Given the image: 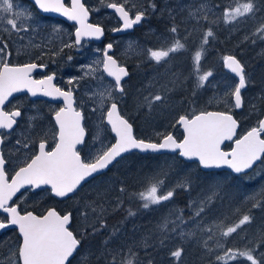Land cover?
Returning a JSON list of instances; mask_svg holds the SVG:
<instances>
[{
  "label": "snow or ice",
  "instance_id": "snow-or-ice-1",
  "mask_svg": "<svg viewBox=\"0 0 264 264\" xmlns=\"http://www.w3.org/2000/svg\"><path fill=\"white\" fill-rule=\"evenodd\" d=\"M33 5L45 13H60L70 21H75L78 27L75 29L74 40L64 43L58 51H53L55 57L63 52L64 48L79 46L85 37L99 39L104 34V29L99 24L88 22L91 9L86 7L82 0H70V6H66L65 0H32ZM106 7L114 10L122 21V27L113 29L120 32L132 29L135 25L141 24L149 15L157 12L158 6L155 0H147L146 6L137 7L131 0H109ZM183 11L187 8V17L177 23L175 10L165 3L164 9L170 18L168 32L171 34V42L167 46L159 48H141V53H146L147 60L154 61L156 65H168L170 58L180 52L191 51V72L188 78L193 81L192 97L190 104H195V97L199 90L208 86L210 78L214 76L211 69H202L201 62L206 55V46L209 45V38L215 40V32L211 27L203 31L199 44L194 50H189L186 41L196 29H185V35L180 36V24L188 20L199 24L201 21H208L212 13L206 0H200L196 5H178ZM218 7V6H216ZM264 11V0H234V6L223 9L222 19L226 24L239 22L242 18H255L258 12ZM34 20L30 8H24L18 0H0V33L11 37L13 34L23 40L20 33H27L31 28L29 22ZM214 22V21H213ZM54 32L61 30L54 27ZM256 37L264 41V18L258 26L246 35L244 41ZM244 41H241L243 43ZM252 43H256L253 39ZM29 46L39 48L40 45ZM27 47V46H25ZM134 45L129 44V52ZM112 43H108L103 50L102 58L93 61L92 64L82 66L86 68L84 75L98 79L100 83L94 91L88 94L92 102L91 111L99 112L97 133L93 137L94 152L87 156L81 155L78 146L85 144L86 130L84 125L85 115L81 110L83 105H77L74 96V87L67 90L57 87L53 81L55 73L44 76L42 79H35L33 72L37 68H46L45 64L36 62L13 63L12 53L9 51V43L0 36V231L14 229L17 233L16 240L10 245L5 256L0 257V264H72V259L78 253L82 242L89 236L107 227L103 219L107 211L106 204L109 203L108 193L110 185L100 188L97 186L95 199L86 202L82 207L76 208L85 226L77 229L74 227L73 211L61 212L55 207H49L42 213L29 211L22 207L24 198L29 194L39 197L59 198L61 201L72 199L80 190L83 183L89 178L95 179L97 175H103L110 166L114 167L126 159V154L137 150L142 153H161L164 151L176 153L179 158L186 161L198 162L201 169H230L232 173L241 174L253 168L258 161H264V118H259L255 126L250 127L243 135L237 136L239 126L237 119L231 114L233 109H241L244 105L242 90L246 89L251 81V75L246 73V66L235 54L222 56V63L229 69L236 78L235 83L229 84L224 90L223 102L228 110H208L207 107L197 109L178 115L172 127L182 129V138H177L171 132L157 133V139H143L134 135L133 124L121 112L120 102L127 95L126 78L130 72L126 65L121 64L110 51ZM99 51V50H97ZM17 54H21L18 50ZM47 53L41 52V56ZM39 59V57H37ZM69 61L72 56H68ZM101 72L97 77L95 74ZM173 79L169 82L171 87L165 85L163 91L146 94L143 89L138 90L137 109H143L149 114L157 105H165L169 101L168 93L176 87L182 86L183 82L179 75L172 73ZM82 78V77H81ZM106 78H111L104 83ZM70 78L67 83L73 85L74 80ZM213 88L218 85H212ZM27 92L31 97L43 96L52 100H61L62 106L52 109V131L49 142V131L41 128L36 131L34 122L38 119V113L28 117L27 132H21L15 141L13 150L6 155L3 146L15 131L18 125V118L22 116L20 105H14L11 110H5L4 106L14 93ZM258 99L264 100V92ZM216 100L214 96L209 104ZM255 110L256 105L253 104ZM264 117V113L261 114ZM110 129L114 134V142H105L101 139L104 127ZM232 142L226 150L225 142ZM97 144L99 145L97 147ZM19 153L22 158L12 160L13 154ZM168 173L161 170L147 179L146 186L139 192L132 193L141 202V208L150 209L165 201H170L176 195L178 189L189 191L192 180L185 177L173 186L165 187ZM24 190L21 192V190ZM221 185L217 182L210 186L209 195L200 201V205L194 216L189 219L201 233L205 234L196 243L208 255H214L218 264H229L235 262L240 264L246 261L247 264H264V233L258 238L249 239L246 235L241 236L246 240L243 247H226L225 242L243 226L250 224L253 217L245 213L241 218L224 228L220 224L204 225L202 221H196L205 211L204 205L211 203L219 194ZM123 195L127 189L123 182L118 189ZM17 193L20 196L17 197ZM14 197L17 199L14 200ZM252 201V208L264 209V202L256 197H248ZM190 201V206H191ZM123 200L116 198L114 209L122 206ZM136 213L128 210V216H135ZM90 217H94L96 223L87 224ZM183 213L176 214L174 220L163 218L158 225L161 235L155 241L145 238L136 247L166 246L173 234H178L181 239L193 241L196 238V231H185L182 227L186 225ZM171 225V227H170ZM89 228L91 231H89ZM214 229H219V238ZM113 229L112 235L118 232ZM111 239V236L109 237ZM211 242V243H210ZM104 250L101 251L97 260H104V264H137L138 253L133 247L128 246L125 250L121 247L112 250L108 247L109 240L104 242ZM220 250L223 254H219ZM184 255V248L176 247L169 251V257L180 264ZM121 259L118 261L117 257ZM147 264H153L149 259Z\"/></svg>",
  "mask_w": 264,
  "mask_h": 264
},
{
  "label": "rangeland",
  "instance_id": "rangeland-1",
  "mask_svg": "<svg viewBox=\"0 0 264 264\" xmlns=\"http://www.w3.org/2000/svg\"><path fill=\"white\" fill-rule=\"evenodd\" d=\"M86 1V5H89L91 9L90 13L93 21L105 25L106 31L100 43L83 41L79 46L64 48L62 53L53 57V51H58L64 43H69L74 40L72 29L61 21L49 20L43 18V15H37L35 8H33L32 4L27 0H18L24 8H30L34 16V20L29 22L31 24L29 32L20 33V36H23L24 39H19L15 34L9 37L4 33H0V36L9 43V51L12 53L11 62L16 60L17 57L33 55L35 50H45L49 55V59L52 61L50 63L54 65L55 70L60 73L62 83L66 86L74 87L77 91L78 98L83 105L82 108L87 114L88 128L90 131V138L86 142L85 149L83 150L86 156L89 152L95 151L93 147V137L97 133V125L100 124L98 120L100 113H93L91 111L92 102L89 100V96L86 93L94 91L100 81L98 79H93L91 76H85L84 72L86 68H82V66L92 64L96 59L102 58L104 45L108 43L113 44V48L115 49L114 56L119 62L131 67L132 76H130L125 84L127 95L120 102V107L124 112L130 115V118H134L138 133L142 138L156 139L157 133H168L170 131L176 136L182 134L179 125L176 127H172V125L175 123L178 115L184 114L186 111H191L193 107L197 109L204 107H218V109H223V55L235 54L243 60H247V62L252 61L251 64H249L250 71L248 73L251 75V81L261 79L260 83L252 81V90L257 89L264 92V58L262 57L263 55L257 57L259 45L257 43H252V40L256 37H251L249 40L244 41V37L246 35L250 36L261 19L264 18V11L258 12L255 18H242L237 23L226 24L222 19V12L224 8L234 6V0H206L208 6L213 10L212 13L209 14L208 21H201L200 24L197 25L195 21L188 20L180 24L181 37L185 35V29H196L192 34L197 38H188L186 41L189 50L195 49L199 44L203 31L211 27V23L220 25L219 29L216 26L214 28L211 27L215 32L216 38L215 40L209 38V45L206 46V55L201 62L202 69H211L214 76L210 78L211 83L208 86L198 91L195 97V104L193 105L189 103V101L193 99V81L190 78L185 79L189 77L191 72V51L175 54L170 58V63L168 65H156L154 61L147 60L146 53H141L140 49L149 47L155 49L161 46L166 47L167 43L171 42V34L168 32V27L171 23L170 18L166 11L161 14V10L164 9L165 3L175 10L174 14L176 16V21L180 23L181 20L187 17V8L181 11L178 5L198 6L200 0H155L158 6L157 12L152 13L149 11L147 19L143 21L141 26L137 27L135 29L136 31L132 34H112L113 29L120 26V22L115 14L110 12L108 7H106L109 0ZM131 3H135L139 8L141 6H146L147 0H131ZM54 27H58L61 31L59 33L54 32ZM156 30H159V33L151 35ZM233 30L236 31L234 34L231 33ZM165 37L168 38L167 43H165ZM241 41L244 42L241 43ZM29 42H31L32 45H40V47H31L29 46ZM44 43L50 44V47L47 48L43 46ZM130 43L134 45L131 52H129ZM18 50L21 54H17ZM37 55L41 56V53ZM68 56H72L71 61L67 59ZM255 58H257L258 61ZM164 73L165 76H163ZM172 73L179 75L180 79L184 82L182 86L176 87L173 91L168 93V103L165 105H157L151 114L148 112H145V114L139 113L137 109L138 90L143 89L145 94L148 91H163V86L167 85L171 87L169 82L173 79ZM101 74V72H97L95 75L99 77ZM70 78L78 79L74 80L73 85H69L67 81ZM109 80L110 79L106 78L104 83H107ZM212 85H218V87L213 88ZM214 96L216 100L209 104V100ZM248 104L252 113L238 115L243 119L244 129L247 130L255 126L257 120L262 117L261 114L264 113V100L256 98L254 101L248 102ZM253 104L256 105L255 110L252 107ZM38 112L39 111L33 112V115H36ZM108 129L106 126L103 128L101 139L105 142H112L113 137ZM9 146L12 150L14 149L15 142L13 139L10 141ZM98 146L97 144V147ZM18 158H21L19 153H15L11 157L12 160H17ZM162 169L168 173L165 182L166 188L175 185L185 177H190L192 180L190 190L186 192L178 189L172 200L154 205L148 210L141 208V202L135 196H130L132 193L125 196L119 193L118 189L121 182H123L128 192L136 193L141 191L146 186L147 179L160 172ZM230 175L231 174L212 175L200 172L197 162L187 164L181 161L175 154L147 156L127 155L126 159L121 161L120 164L115 165L105 174L85 184L72 199L67 200V206L73 207L74 214L78 217L79 226L77 229H80L85 226V222L79 216L76 208L82 207L86 202L95 199L97 186L103 188L110 185L111 190L108 193L109 203L106 204L107 211L105 214L110 215L112 213H118L119 209H123L125 211V218L121 220L122 222H118L119 225L123 226L125 219L129 217L128 210L131 209L136 214L144 216L142 219H138L143 220V222L129 225V234L127 236H122L120 235L122 232L120 227H112V224L106 221L107 227L105 229L108 230V234L105 235L102 240L98 238V236L101 235V231L94 236H89L87 240L94 239L95 242L90 241L88 245L77 254L72 264H83L84 262L92 261L93 258L97 259L101 251L104 250L103 242L106 239L114 241L111 246H108L114 251L121 247H124L126 250L128 246H133V248L138 249L139 247H136V243L141 242L145 238L155 241L161 233L158 228L159 224L154 223L152 220L153 212H156L162 220L165 217L169 220H174L176 214L182 212L184 219L188 221L187 224L192 223L194 225L193 221L189 218L194 216L195 211L200 205V201L209 195L210 186L217 182L221 185L219 194L214 197L211 203H206L204 205L205 211L200 217H196V221H202L204 225L220 224L223 222L222 226L226 228L241 218L243 215L241 210L245 204L248 205L249 214L252 216L258 208L251 207L252 201H250L248 197H256L258 200L264 198V161H262L260 165L258 164L256 169L246 177L234 175L236 177L231 178ZM179 195H182L183 198V205L181 206L177 200V196L179 197ZM117 197H120L122 200L124 197L128 205L114 209ZM40 199H43V197L28 195L24 198V204H38ZM190 201L192 202L191 206ZM123 204H125V201H123ZM86 223L89 225L94 224L96 220L94 217H90ZM139 226L142 227V229H139ZM113 229H118L119 231L116 232L115 235H112ZM191 230L196 231V233L199 232L195 227L191 228ZM89 231H91L90 228ZM214 231L217 233V238H219V229H214ZM261 233H264V210L253 217L250 224L244 225L242 230H238L237 234H233L228 238L225 242V246L233 248L243 247L246 240H242L241 236L246 235L249 239H252L258 238ZM175 235L178 234L172 235L161 252L159 246H154L149 252H145V255L152 257L141 258L138 256V263L141 262L140 259H145L146 262L144 261L143 264H147V261L151 259L153 264H175L169 257V251L182 246L184 248V255L181 257L180 264H218V262L215 261L214 255L206 254L199 244L196 243V240L201 239L205 234L199 232L193 241L188 240L189 246H185L184 244V241L187 239H178ZM110 236L111 239H109ZM261 250L264 251V249ZM217 252L223 254L220 250H217ZM229 264H235V262L230 261ZM240 264H247V262L241 261Z\"/></svg>",
  "mask_w": 264,
  "mask_h": 264
},
{
  "label": "flooded vegetation",
  "instance_id": "flooded-vegetation-1",
  "mask_svg": "<svg viewBox=\"0 0 264 264\" xmlns=\"http://www.w3.org/2000/svg\"><path fill=\"white\" fill-rule=\"evenodd\" d=\"M43 18H46L45 16H42ZM47 19V18H46ZM57 20V19H56ZM136 31V30H134ZM236 31H232L231 33L234 34ZM256 43L259 45V49H258V54L257 57L260 55H263L262 57L264 58V41L259 40L258 38H255ZM45 47L49 48L50 44H46L44 43ZM44 52L46 53L45 50H35V52H33V55L30 56H23V57H17L16 60L13 61V63H28V62H36L38 64H45L47 65L46 68H37L34 72H33V77L35 79H42L44 76L55 73V79L54 82L58 85V82L61 80L60 77V73L58 71L55 70L54 65H52L50 62H52L49 59V55H43V56H38V53ZM237 56V55H236ZM37 57H39V59H37ZM238 59L241 60L242 63L245 64L246 66V73H249L250 71V65L252 61L247 62V60H243L242 58H240L239 56H237ZM257 61L258 59L255 58ZM128 70L130 72V76H132V70L131 67H128ZM129 76V77H130ZM128 77V78H129ZM236 78L234 77V74H232L230 72V70H228L227 68L224 67L223 65V89L225 90V88L229 85V84H233L235 83ZM261 79H256V80H252L256 83H260ZM62 87H67L69 88L70 86H66L63 83ZM75 94H77V91H74ZM263 91L261 90H252V82L249 84V86L242 90V96H243V100H244V105L241 109H233L232 110V115L238 120V122L240 123V126L242 125L244 127V121L242 118H238V115H242L245 113H252L250 110V106L248 104V102L250 101H254L256 98H258V96L262 93ZM26 97H25V96ZM26 98L28 99V101H20V99L22 98ZM223 99L226 100L227 97H224L223 95ZM44 102L47 103L49 105H53L54 108H59L62 104L61 103H51L48 102L46 100L43 99H37V100H30V98L28 97V95L26 94H20L17 95L13 100H12V105H20L21 106V110H22V116L20 118H18V125L15 126V131L13 132L12 136L9 137V140L11 141L12 139L14 140V142L16 141L17 138H19L20 133L21 132H27V125H28V117L33 115V112H31V109H33V104L35 102ZM13 108V107H12ZM228 110L225 103L223 102V111ZM38 119L34 122L35 124V129L36 131H39L41 128L47 129L49 131V142L52 143L51 141V131H52V127L47 125V122L49 123L48 119H46V123H45V115H46V111H39L38 112ZM51 115L52 118V112H48V116ZM17 199V198H16ZM59 199L57 198H45L43 197V199H40V201L37 203H32V204H22L21 206L24 208H27V210L29 211H38L39 213H42L43 211H45L47 208L49 207H55L57 208V210L62 211L61 206H60V202L58 201ZM17 238V233L15 232L14 229H8V230H3L0 231V257L5 256L9 250L10 245H12V243L16 240Z\"/></svg>",
  "mask_w": 264,
  "mask_h": 264
},
{
  "label": "trees",
  "instance_id": "trees-1",
  "mask_svg": "<svg viewBox=\"0 0 264 264\" xmlns=\"http://www.w3.org/2000/svg\"><path fill=\"white\" fill-rule=\"evenodd\" d=\"M32 6H33V8H35V10H36V13H37V15H42L39 11H37V8L32 4ZM32 8V7H31ZM47 19H49V20H55V18H53V17H51V16H48V17H46ZM217 27L218 29L220 28V25L219 24H217V25H214L213 23H211V27ZM225 28H228V27H225ZM163 76H165V73H164V75ZM25 96V95H24ZM26 97V96H25ZM22 98V99H20V101L22 100V101H28V99H26V98ZM12 102V101H11ZM9 103L8 104V106H6V110H11L12 109V107H13V105H12V103ZM33 104V109H31V112H35V111H46V115H45V123H46V119H48V121H49V123L47 122V125L48 126H52V124H53V121H52V118H51V115L50 116H48V112H52V109H54V106L53 105H49V104H47V103H44V102H41V101H39V102H35V103H32ZM211 108H218V107H211ZM121 112H122V114L123 115H125L127 118H129L130 119V122L133 124V131H134V135L135 136H137L138 138H141V136L139 135V133H138V128H137V124L135 123V121H134V118H130V115H128L126 112H124L122 109H121ZM138 112L139 113H141V114H145V110H143V109H140V110H138ZM108 129V128H107ZM108 131H109V133H111L110 132V129H108ZM88 134H89V132H88ZM12 136V135H11ZM9 143H10V140L8 139L7 141H6V143H5V145L3 146V150H4V152H5V154L7 155L8 153H9V151L10 150H12V148L9 146ZM51 144V143H50ZM131 155H135V156H147V155H154V154H147V155H141L139 152H133V153H130ZM130 154H128V155H130ZM177 157H178V155L176 154V153H174ZM22 158V157H21ZM179 158V157H178ZM181 161H183V162H185V163H187V164H192V163H194V162H191V161H186V160H183V159H181V158H179ZM198 164V163H197ZM198 169L200 170V172H203V173H208V174H212V175H223V174H226V175H228L229 173L228 172H226V171H223V170H203V169H201L199 166H198ZM251 174V172H248V173H244V174H242V176L241 177H246L247 175H250ZM230 177L231 178H235L236 176H234V175H230ZM78 193V192H77ZM76 193V194H77ZM129 193H134V192H128V191H126L125 193H124V196L125 195H127V194H129ZM75 194V195H76ZM45 198H49V197H45ZM179 198H180V200H179ZM68 200V199H67ZM67 200H66V202H63V201H59L60 202V206H61V209H62V211L64 212V211H73V207L72 206H67ZM177 200L179 201V205L181 206V205H183L182 204V201H183V198H182V195H179V197L177 196ZM123 201H125V204H122V206H126V205H128V202H127V200H125V198L123 197ZM260 201H262V202H264V198L262 199V200H260ZM121 208V207H120ZM264 209H260V208H258V210L255 212V213H253L252 214V217H255L257 214H259V213H261L262 211H263ZM241 212H242V214H245V213H248L249 214V208H248V205L247 204H245V206L243 207V209L241 210ZM36 213H39L38 211H36ZM124 213H125V211L123 210V209H119V212L118 213H112V214H110V215H107V214H105L104 215V217H103V219L105 220V221H109V223L110 224H112V227H120L121 229H122V232H121V234L120 235H122V236H127L128 234H129V230H128V226L129 225H133V224H137V223H139V222H143V220H137V219H142V215H140V214H136L135 216H131V217H128V218H126L125 219V221H124V224H123V226H121V225H119L118 224V222L119 221H121V219L123 220L124 218H125V216H124ZM142 214H143V211H142ZM73 215H74V227H78L79 226V223H78V221H77V219H78V217H76L75 216V214H74V211H73ZM144 217V216H143ZM152 220H153V222L154 223H156V224H161L162 223V219H160V217L157 215V213L156 212H153L152 213ZM116 221H118V222H116ZM132 221V222H131ZM139 221V222H138ZM116 222V223H115ZM109 224V225H110ZM171 227V226H170ZM183 228H184V230L185 231H188V230H191V228H193V227H195L192 223H190V224H186V225H183L182 226ZM139 229H142V227H140L139 226ZM200 232V231H199ZM198 232V233H199ZM198 233H196V235L198 234ZM108 234V230H106V229H103V230H101V235H99L98 236V238H100V240H102V238L105 236V235H107ZM178 239H181L180 237H179V235H175ZM183 240V239H182ZM90 241H93V242H95V240L94 239H85L83 242H82V245H81V247H80V249L78 250V252L79 251H81V250H83L87 245H88V243L90 242ZM143 241V240H142ZM101 243V242H100ZM114 243V241L113 240H110L109 241V244H108V246H111L112 244ZM137 244H140V242H138V243H136V245ZM184 244H185V246H189L190 244H189V242H188V240H185L184 241ZM131 247H133V246H131ZM162 248L163 247H159V249H160V252H161V250H162ZM152 249V247H149L148 249H144L143 247H139L138 249L137 248H133V250L134 251H136L137 253H138V256L139 257H152V256H147V255H145V252H149L150 250ZM76 257H77V255H75V258L73 259V260H75L76 259ZM121 259V257L120 256H118L117 257V260L119 261ZM138 260H139V258H138ZM141 260V262L140 263H138V261H137V264H143V262L145 261L146 262V260L145 259H140ZM83 264H104V260H97L96 258H93L92 259V261H87V262H84Z\"/></svg>",
  "mask_w": 264,
  "mask_h": 264
},
{
  "label": "water",
  "instance_id": "water-1",
  "mask_svg": "<svg viewBox=\"0 0 264 264\" xmlns=\"http://www.w3.org/2000/svg\"><path fill=\"white\" fill-rule=\"evenodd\" d=\"M59 14V13H58ZM61 15V14H60ZM61 16H63V15H61ZM64 17V16H63ZM64 18H67V17H64ZM129 30V29H128ZM124 31H126V30H124ZM103 36V35H102ZM102 36L99 38V39H96V38H88V37H86V39H93V40H97V41H101V39H102ZM84 39V38H83ZM262 118H264V117H262ZM165 152V151H164ZM23 190V189H22ZM21 190V191H22ZM19 193H17V195H18Z\"/></svg>",
  "mask_w": 264,
  "mask_h": 264
},
{
  "label": "bare ground",
  "instance_id": "bare-ground-1",
  "mask_svg": "<svg viewBox=\"0 0 264 264\" xmlns=\"http://www.w3.org/2000/svg\"><path fill=\"white\" fill-rule=\"evenodd\" d=\"M159 21V20H158ZM243 45V44H242ZM243 47V46H242ZM143 65V64H142ZM144 67V66H143ZM139 68V67H138ZM140 68H141V66H140ZM145 69V68H144ZM146 71V70H145ZM138 74V73H137ZM139 75V74H138ZM143 76V75H142ZM135 77H136V75H135ZM141 77V76H140ZM137 79V78H136ZM139 79V78H138ZM140 80V79H139ZM142 83V82H141ZM145 84V83H144ZM138 85V84H137ZM142 86V85H141ZM143 217V216H142ZM146 217V216H145ZM122 220V219H121ZM138 220V219H137ZM77 221H78V219H77ZM116 222H118V221H116ZM115 222V223H116ZM120 222H122V221H120ZM139 222V221H138ZM138 224V223H137ZM141 224V223H140ZM143 225V224H142Z\"/></svg>",
  "mask_w": 264,
  "mask_h": 264
}]
</instances>
